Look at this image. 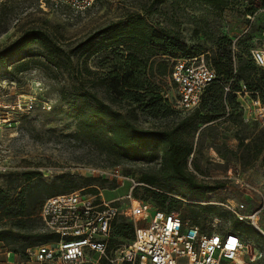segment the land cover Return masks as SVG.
<instances>
[{
  "label": "rangeland",
  "instance_id": "rangeland-1",
  "mask_svg": "<svg viewBox=\"0 0 264 264\" xmlns=\"http://www.w3.org/2000/svg\"><path fill=\"white\" fill-rule=\"evenodd\" d=\"M151 2L89 0L90 4L79 10L63 7L55 11L44 9L40 0H0V50L27 30L46 31L60 48L71 54L78 70L86 66L94 72L87 74L83 70L84 86L122 112L129 110V106L111 101L101 83L95 81L101 72L98 62L103 52L87 57L88 52L83 49L89 43L94 48L100 38L98 32L128 15H142L154 28L172 32L181 42L197 50L191 57L180 56L179 59L198 58L211 65L218 53L220 36H226L235 44L232 48L236 57L246 58L242 53L244 46L249 50H264V11L244 16V3L240 0L222 11L196 0H163L152 7ZM84 43L87 44L81 45ZM29 48L34 54L29 59L36 63L29 70L14 73V65L0 66V190L10 197L22 189L29 195L36 190L35 195L43 201L52 187L60 191L69 189L67 192L93 185L102 192L104 200L116 201L124 212L129 202L125 195L129 192L130 180L138 182L143 174L157 172L158 163L131 162L111 166L103 155L75 138L74 111L70 106L74 99L68 97L70 103H66L62 92L68 91L81 78L75 70L68 75L63 67H47L37 55L39 46L33 44ZM235 62L238 64L237 58ZM166 83L164 88L171 98L172 88L168 81ZM241 88L242 92L236 95L238 105L213 123L200 126L192 139L194 152L190 155L188 170L197 182L223 186L202 197L189 194L180 198L183 204L172 212L180 220H186L187 206L191 203L212 204L228 211L238 209L246 217L241 222L261 235L245 240L240 237L248 245L246 255H256L252 264H264V156H257L253 148L259 138L264 139V120L257 116L254 101L258 100L262 106L264 102L253 98L244 86ZM26 101H32L29 111L8 107ZM172 110L169 116L156 119L137 111L136 123L156 130L171 128L186 116L177 109ZM23 172L40 175L27 182L22 177ZM140 205L149 215L155 208L151 202H140ZM254 214L255 218H248ZM120 220L127 219L121 215ZM199 223L208 232L231 231L228 219L205 216ZM0 230L12 236L8 243H0L2 252L10 251L22 264H38L25 257L27 247L23 246H33L37 242L34 236L44 233L39 220L28 222L23 230L14 228L9 222L0 223ZM127 243L128 240L122 239L117 249H123ZM13 249L18 252L14 253ZM118 256L119 252L113 254L114 264H121Z\"/></svg>",
  "mask_w": 264,
  "mask_h": 264
},
{
  "label": "trees",
  "instance_id": "trees-1",
  "mask_svg": "<svg viewBox=\"0 0 264 264\" xmlns=\"http://www.w3.org/2000/svg\"><path fill=\"white\" fill-rule=\"evenodd\" d=\"M162 1L152 0L150 6ZM196 1L214 10L222 11L239 0ZM240 2L244 3V16L250 17L259 11H264V0H240ZM97 35L100 38L95 42L96 46L92 48L93 45L88 42L83 50L88 52L87 57L103 52L98 62L101 72L95 81L101 83L111 101L129 106V110L125 112L114 109L95 91L84 86L83 70L87 74L94 72L86 66L78 70L71 60V54L60 48L46 31L27 30L2 48L0 66L14 65L12 68L14 73L29 70L32 64H36L29 59L34 55L29 47L34 44L39 46L40 52L37 55L42 57L47 67H63L68 75L75 70L74 73L79 75L81 81L72 85L68 91L62 92V98L66 103H70L68 97L74 99L70 104L74 111V137L103 155L111 166L131 162L158 163L157 172L143 174L139 178L138 182L142 185L133 188L134 199L151 202L155 209L170 213L183 204L180 198L184 199L189 194L202 197L221 188L223 185L220 183L210 185L197 182L188 170V161L194 152L192 139L200 126L213 123L229 114V110H233L238 105L236 95L237 92H242V86L253 98H260L264 102V68L255 65L251 58V50L244 46L242 53L246 54V58L241 55L236 57L232 48L235 44L226 36H220L217 42L218 53H215L211 65H208L214 71L215 79L205 87L198 106L189 112H183L174 107L171 101L173 96L169 98L164 86L168 81L173 93L170 74L174 62L180 56L191 57L190 55L197 50L181 42L172 32L154 28L140 14H131L124 20L110 23ZM85 44L87 43L81 45ZM238 46H240L239 42ZM236 58L238 64L235 62ZM230 81V91L225 92L224 86ZM173 108L185 113L186 116L171 128L156 130L140 127L136 123L137 111L156 119L169 116ZM253 148L257 156H264V139L259 138ZM39 175L38 172H23L22 177L30 182ZM66 190L60 191L57 187H52L43 201L56 194L75 191L65 192ZM83 191L98 192L93 185ZM34 192L29 195L22 189L16 196L10 197L0 190V223L9 222L14 228L23 230L28 222L38 220L41 222L39 213L43 201ZM187 207L188 218L202 230L204 228L200 226V218L212 216L228 219L231 231L244 240L255 235L261 237L255 228L239 221L231 211L219 206L191 203ZM34 237L37 238V242L33 246L23 247L33 248L54 238L47 233L36 234ZM133 237L132 223L115 222L111 230L109 248L115 250L119 241L124 239L130 242ZM11 239V235L0 230V243H8ZM13 252L17 253L18 250L13 249ZM25 257H27L26 251ZM96 264L111 263L101 259ZM121 264L128 263L121 262Z\"/></svg>",
  "mask_w": 264,
  "mask_h": 264
},
{
  "label": "built area",
  "instance_id": "built-area-1",
  "mask_svg": "<svg viewBox=\"0 0 264 264\" xmlns=\"http://www.w3.org/2000/svg\"><path fill=\"white\" fill-rule=\"evenodd\" d=\"M40 3L44 9L55 11L63 7L79 10L90 4L89 0H40ZM250 53L255 65L264 68V50L252 49ZM214 79V71L203 60L177 59L170 74L174 107L183 112L193 110L205 87ZM230 84L231 81L224 86L225 92L230 91ZM254 103L257 116L264 120V106L258 100ZM14 106L24 111L33 107L32 101L8 107ZM130 182L125 195L129 202L124 212L116 201L104 200L101 191L76 190L46 198L39 216L43 232L54 238L28 248L27 258L38 264H96L101 259L114 264L113 254L119 252V261L128 264H252L255 261L256 255H246L248 245L233 231L208 232L189 218L180 220L173 212L155 208L149 215L141 207V201L132 196L133 188L142 184L133 179ZM230 211L239 221L246 218L238 209ZM121 215L127 219L124 222L133 224L134 237L123 249L112 250L109 248L112 226L122 221Z\"/></svg>",
  "mask_w": 264,
  "mask_h": 264
},
{
  "label": "crops",
  "instance_id": "crops-1",
  "mask_svg": "<svg viewBox=\"0 0 264 264\" xmlns=\"http://www.w3.org/2000/svg\"><path fill=\"white\" fill-rule=\"evenodd\" d=\"M0 264H22L19 262L16 258L15 254L10 253L8 255V252H2L0 250Z\"/></svg>",
  "mask_w": 264,
  "mask_h": 264
}]
</instances>
